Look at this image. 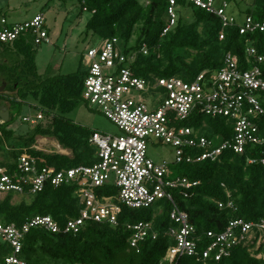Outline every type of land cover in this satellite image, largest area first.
I'll return each instance as SVG.
<instances>
[{
    "label": "trees",
    "instance_id": "1",
    "mask_svg": "<svg viewBox=\"0 0 264 264\" xmlns=\"http://www.w3.org/2000/svg\"><path fill=\"white\" fill-rule=\"evenodd\" d=\"M64 2L68 0H62ZM239 12L238 22L244 15L256 21L264 20V0H227ZM81 5L80 16L88 13L91 17L87 24V35L93 33L102 40L119 39L127 54H137L132 70L137 76L159 78L181 77L194 81L202 73L221 71L226 65L228 55L238 57L243 71L251 69L255 59L248 49L254 47L258 56L264 58V32L256 31L242 35L240 25L224 28L221 19L187 1H179L178 21L166 35L170 26L168 11L169 0H154L149 5L142 0H78ZM245 5L246 8H242ZM191 15V22L186 16ZM203 27V35L199 29ZM47 29V24H46ZM224 36V39L221 37ZM28 34L13 44L12 62L0 63V77L8 90H15L19 100H11L0 93L2 107L10 113L9 122L0 125V172L14 175L19 159L24 156L36 157L42 166L58 171L80 166H91L97 162V149L90 143L98 132L82 127L67 118L74 112L83 98L84 82L88 71L74 75H57L35 86H22V76L27 74L37 79V52ZM146 47L148 54H144ZM196 53L195 57L193 54ZM16 56V57H15ZM193 58L192 62L189 59ZM17 59V60H14ZM10 63H14L11 67ZM264 79V62L260 65ZM21 77L19 78V74ZM32 95L38 102L36 107L43 113L44 120L21 136L10 130L14 122L11 110L16 104L23 103ZM264 106V95H261ZM45 120V121H46ZM24 122V119H23ZM190 127L200 129L209 139L223 141L232 139L234 129L226 118L196 117L188 121ZM187 122V123H188ZM26 123V122H25ZM29 124V123H28ZM264 134V117L261 121ZM55 137L61 145L72 152V156L47 155L33 149L39 137ZM258 159L256 164H248V159ZM264 147L250 148L244 156L227 151L217 162L205 161L198 164L178 165L180 176L192 183H199L190 190L172 191L174 202L181 212L188 215L190 224L202 238L200 250L209 244L207 233H222L233 220L260 222L264 219ZM1 176V173H0ZM77 185H63L55 188L46 186L36 195L28 191L20 204H12L15 194L10 193L0 200V222L22 227L29 219L37 216L52 217L61 229L80 216L83 208L77 196ZM117 193L113 187H102L98 194L111 196ZM233 208L220 209L219 203ZM174 206L169 201H160L146 208L133 210L123 207L119 218L120 225L89 222L79 235L53 234L44 228H34L26 236L21 258L29 264H264V260L253 257L248 247H236L229 258L221 262L204 261L199 258L181 257L175 262H166L168 250L175 240L168 234L175 226L171 219ZM152 222L159 237L148 240L135 250L130 245L131 232L127 223ZM0 251L12 252L8 244H1ZM193 261V262H192Z\"/></svg>",
    "mask_w": 264,
    "mask_h": 264
},
{
    "label": "built area",
    "instance_id": "2",
    "mask_svg": "<svg viewBox=\"0 0 264 264\" xmlns=\"http://www.w3.org/2000/svg\"><path fill=\"white\" fill-rule=\"evenodd\" d=\"M152 1L142 0L145 5ZM169 1L170 26L165 35L176 26L180 10V0ZM182 1L218 16L224 28L238 22L239 15L232 12L233 4L227 0ZM46 24L44 15L16 24L0 15V43L13 44L28 34L36 45L49 43ZM239 25L242 35L264 32V20L256 21L247 15L242 17ZM143 52L148 54L146 47ZM248 52L255 64L247 71L240 68L238 57L228 55L221 71H206L194 81H187L181 77L137 76L132 70L137 54H127L119 39L102 40L98 48H91L86 59L88 74L83 99L90 106L99 108L121 135L101 132L93 135L90 143L97 149V162L91 166L58 171L42 166L34 156L24 155L19 159L14 175L0 172V195L24 196L27 191L36 195L48 185L60 188L74 184L83 206L79 218L70 220L64 230L49 216L29 219L22 227L0 222V246L8 244L12 248V254L5 257V264H29L21 255L26 236L34 228H44L53 234L79 235L89 222L118 227L123 207L146 209L163 200L173 204L171 219L175 223L168 231L175 245L168 250L166 262L173 263L181 257L221 262L239 246L248 247L254 258L264 260V219L256 223L233 220L224 232L207 233L209 244L201 251L202 238L190 224L188 215L176 206L172 194L175 189L190 190L199 183L185 178L172 180L170 163L156 164L148 156L154 142L176 150V166L217 162L227 151L244 156L250 148L264 147L260 127L264 117L261 99L264 79L260 65L264 58L258 56L254 47ZM140 93L153 97L154 101L146 100ZM205 116L226 118L232 123L233 138L217 144L200 129L185 125L192 118ZM43 120L41 112L35 117L24 118V122L34 126ZM257 162L258 159H248L250 165ZM259 162L264 165L263 158ZM106 186L115 188L117 193L101 197L98 191ZM219 207L233 208V204L220 202ZM126 227L132 234L130 245L135 250H139L142 243L159 237L152 222L127 223Z\"/></svg>",
    "mask_w": 264,
    "mask_h": 264
},
{
    "label": "rangeland",
    "instance_id": "3",
    "mask_svg": "<svg viewBox=\"0 0 264 264\" xmlns=\"http://www.w3.org/2000/svg\"><path fill=\"white\" fill-rule=\"evenodd\" d=\"M242 8H246L245 5ZM233 11L239 15L234 6L232 8ZM80 13L81 5L78 0H68L66 2L62 0H0V15L6 16L12 24L32 21L39 15H44L47 22L50 42L36 45L34 40L30 41L37 52L39 77L33 79V77L25 74L21 79V87H32L57 75H74L80 71L87 70L86 59L88 51L91 48H98L102 44V39L93 33L87 35V24L91 16L88 13L80 16ZM186 17L187 22L192 21L191 15L187 14ZM199 32L203 35V27L199 29ZM6 48H9V46L0 43V63L4 60L12 62V53H15V51ZM195 55L196 53L193 54V57ZM192 61L193 58H190L189 62ZM10 64L12 67L14 63ZM17 74H19L20 78L21 73ZM0 93L5 94L13 101H21L18 99V94L15 90H8L2 77H0ZM139 95H142L148 101H154L153 97H149L147 94L143 95L140 93ZM2 104L0 99V115L4 112L3 108H5L2 107ZM38 105L32 95L23 103L16 104L11 110L14 122L10 130L15 132L17 136L28 133L34 125L23 122V119L37 116L39 110L36 107ZM67 118L82 127L94 131L110 135H121L119 129L105 117L99 108L90 106L83 98L79 101L77 109L69 114ZM45 120L43 125L46 127L50 126L49 120ZM2 123L4 121L0 116V125ZM185 125L189 126L190 123L188 122ZM222 139V137H219V139H214V142L219 144L223 141ZM33 149L47 155L72 156L70 150L65 149L57 138L51 136L39 137ZM148 156L156 164L170 163V178L172 180L180 176L177 166L174 165L176 150L173 147L154 142V145L151 144L149 147ZM6 196L7 194H1L0 200H5ZM24 199L30 201L29 198H24L22 195H15L12 204H20ZM11 254L12 252L3 254L0 251V264H5V257ZM187 261L189 260H183L182 264H186Z\"/></svg>",
    "mask_w": 264,
    "mask_h": 264
},
{
    "label": "water",
    "instance_id": "4",
    "mask_svg": "<svg viewBox=\"0 0 264 264\" xmlns=\"http://www.w3.org/2000/svg\"><path fill=\"white\" fill-rule=\"evenodd\" d=\"M3 111L4 112L0 115L1 118H2V120L4 122H9V120H10V113H9V111L6 108H3Z\"/></svg>",
    "mask_w": 264,
    "mask_h": 264
},
{
    "label": "crops",
    "instance_id": "5",
    "mask_svg": "<svg viewBox=\"0 0 264 264\" xmlns=\"http://www.w3.org/2000/svg\"><path fill=\"white\" fill-rule=\"evenodd\" d=\"M178 166V165H177Z\"/></svg>",
    "mask_w": 264,
    "mask_h": 264
}]
</instances>
